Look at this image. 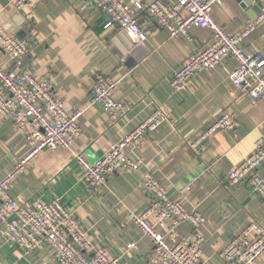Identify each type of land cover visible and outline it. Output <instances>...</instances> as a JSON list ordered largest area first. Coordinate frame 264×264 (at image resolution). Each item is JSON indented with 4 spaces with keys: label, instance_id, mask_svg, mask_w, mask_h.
<instances>
[{
    "label": "crops",
    "instance_id": "1",
    "mask_svg": "<svg viewBox=\"0 0 264 264\" xmlns=\"http://www.w3.org/2000/svg\"><path fill=\"white\" fill-rule=\"evenodd\" d=\"M123 1L130 5L148 0ZM84 3L37 0L32 21L24 19L22 24L19 20L22 25L17 26L12 19L28 11H17L11 0L0 1V27L9 24V31L24 30L31 43L24 69L36 77H50L66 111L83 110L75 151L95 161L155 108L161 107L168 119L132 154L142 161L139 173L111 175L105 185L92 189L81 181L80 167L69 152L44 150L15 175L10 195L20 204L58 198L74 213L93 245H104L121 264H146L152 242L128 219V211L141 213L146 209L148 199L140 183L141 175L149 172L187 211L206 218L200 228L204 237L201 264H223L220 251L234 235L253 220L264 227V201L248 186H230L226 179L227 173L254 151L255 141L264 136V100L253 104L232 87L228 73L235 63L231 59L212 70L198 71L184 89L172 91V72L209 41L210 31L196 29L192 41L170 38L166 30L140 12L138 21L147 40L137 44L118 27L104 29L105 16L89 6L81 10ZM259 7H264V0H222L211 14L225 31L233 32L252 21ZM263 36L264 24L244 40L245 49L260 48ZM0 66L14 69L3 52ZM96 72L119 82L115 99L131 105L129 113L114 125L100 106L90 105ZM223 113L235 115L236 128L213 133L202 146L191 147ZM28 151L13 123L1 121L0 180L13 172ZM193 177L197 181L186 192ZM187 232L189 228L182 225L173 239ZM131 241L136 247L124 254ZM0 264L57 263L48 248L26 255L0 235ZM255 264H264V257Z\"/></svg>",
    "mask_w": 264,
    "mask_h": 264
},
{
    "label": "built area",
    "instance_id": "2",
    "mask_svg": "<svg viewBox=\"0 0 264 264\" xmlns=\"http://www.w3.org/2000/svg\"><path fill=\"white\" fill-rule=\"evenodd\" d=\"M36 1L12 0V4L17 11L26 9L27 17L31 19ZM221 2L148 0L127 5L123 0H85L81 10L88 6L98 10L106 18L104 29L118 27L137 44L147 40L145 29L138 21L140 12L166 30L170 38L192 41L196 29L209 30V41L172 72L171 90L184 89L198 71L212 70L223 60L231 59L235 65L228 73L230 84L255 104L264 100V36L260 48L247 50L243 42L264 24V7L255 20L227 32L211 14ZM30 50L31 43L26 38L19 39L0 27V52L14 63L11 70L0 66V122L11 121L15 132L29 147L13 172L0 180V235L26 255L50 249L57 264H121L120 258L109 255L104 245H93L88 240L74 213L68 211L58 198L20 204L10 195V184L23 165L44 150L69 152L80 167L81 181L92 189L105 185L111 175L139 173L142 161L132 154L168 117L161 107L155 108L98 159L88 161L74 148L81 131L78 121L83 110L66 111L54 92L53 80L48 76L36 77L24 69L23 60ZM118 85L119 82L110 81L100 72L93 75L90 105L100 106L111 125L131 110L128 102L115 99ZM236 126L235 115L223 113L191 147H200L213 133H228ZM263 165L264 136L255 141L254 151L227 173V184L248 186L264 201ZM196 181L193 177L185 191H189ZM140 186L147 195L148 205L141 213L129 210L128 219L142 237L152 242L153 249L146 264H201L204 237L200 228L206 218L199 212L187 211L183 203L173 199L149 172L141 175ZM182 225L187 226L189 232L173 239ZM135 247L131 241L123 253L128 254ZM220 257L223 264H255L264 257V227L251 221L228 241L220 251Z\"/></svg>",
    "mask_w": 264,
    "mask_h": 264
},
{
    "label": "water",
    "instance_id": "3",
    "mask_svg": "<svg viewBox=\"0 0 264 264\" xmlns=\"http://www.w3.org/2000/svg\"><path fill=\"white\" fill-rule=\"evenodd\" d=\"M1 1V0H0ZM1 4L3 5V2H1ZM258 11H256V14L254 16L251 17L252 20H255L257 18V16L260 14V10H261V7H259V9H257ZM12 20H14L16 22V25L17 26H21L23 24V21H24V17H23V14L22 13H18ZM19 20L21 21L22 24L19 23ZM9 24L7 25H3V29L9 33V34H13L15 37L19 38V39H25L27 38L26 36V32L24 30H12V31H9L8 29V26Z\"/></svg>",
    "mask_w": 264,
    "mask_h": 264
},
{
    "label": "rangeland",
    "instance_id": "4",
    "mask_svg": "<svg viewBox=\"0 0 264 264\" xmlns=\"http://www.w3.org/2000/svg\"><path fill=\"white\" fill-rule=\"evenodd\" d=\"M11 2H12V0H11ZM13 5V4H12ZM14 7V6H13ZM98 11V10H97ZM28 13V12H27ZM102 14V13H101ZM27 15L28 14H25V16L23 15V17H24V19H25V21H27L28 23H29V21H32V18H33V16H32V18L31 19H29L28 17H27ZM253 21V20H252ZM95 74V73H94Z\"/></svg>",
    "mask_w": 264,
    "mask_h": 264
}]
</instances>
